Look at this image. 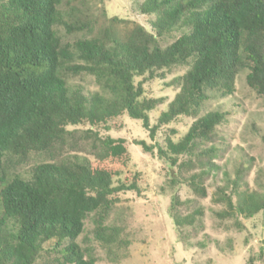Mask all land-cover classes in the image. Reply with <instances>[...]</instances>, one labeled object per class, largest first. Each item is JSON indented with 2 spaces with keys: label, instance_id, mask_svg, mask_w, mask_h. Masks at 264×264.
<instances>
[{
  "label": "trees",
  "instance_id": "trees-1",
  "mask_svg": "<svg viewBox=\"0 0 264 264\" xmlns=\"http://www.w3.org/2000/svg\"><path fill=\"white\" fill-rule=\"evenodd\" d=\"M62 1L0 0V264H95L77 243L93 213L96 243L109 252L123 243L121 232L105 223L121 193H140V177L114 184L132 160L129 143L100 132L121 131L125 114L154 141L162 125L197 118L211 99L234 95L242 72L247 87L264 98V0H145L141 14L155 17L150 32L139 25L120 32L114 19L96 34L89 23L66 21ZM59 26L67 35L89 30L91 36L64 43ZM174 33L180 36L163 47L160 41ZM179 67L189 68L172 82L179 92L151 127L149 114L160 101L141 100L144 85L155 73ZM82 75L94 77L106 95L72 88L69 81ZM228 115L202 116L180 142L157 146L173 186L185 183L197 195L205 193L207 172H183L195 167L199 141ZM79 127L93 139L95 161L72 154L75 131L69 129ZM132 144L145 154L155 149L145 141ZM31 156L46 160L23 175L11 170ZM244 171L218 188L226 206L218 214L222 220L264 212V193L248 188ZM180 204L174 198L170 208L178 232L200 215H181Z\"/></svg>",
  "mask_w": 264,
  "mask_h": 264
},
{
  "label": "rangeland",
  "instance_id": "rangeland-1",
  "mask_svg": "<svg viewBox=\"0 0 264 264\" xmlns=\"http://www.w3.org/2000/svg\"><path fill=\"white\" fill-rule=\"evenodd\" d=\"M144 1L63 0L60 8L70 24L76 21L89 23L90 27L95 28V34L110 26L114 19L117 20L115 28L120 32L125 33L138 25L150 32L155 17L141 14L140 5ZM56 30L64 43L73 44L80 38L91 36L89 30L73 35H67L60 26ZM179 36V33H174L160 43L166 47ZM188 70V67H179L160 71L146 81L141 100L160 101L149 114L151 127L157 125L160 115L167 112L169 104L179 92V85L172 82ZM246 75V72L239 74L234 95L211 99L197 118L179 117L162 125L154 141L140 121L132 120L126 114L120 119L124 124L121 131L100 132L102 138L128 141L132 160L121 176L114 180V184L118 185L126 177L139 174L140 193H121L119 202L107 217L106 226L118 229L121 232L119 239L123 241L113 252L96 243L94 213L87 217L84 232L77 240L85 259L93 258L95 264H248L250 258H254V264H264V212L249 220L242 217L237 221L222 220L218 216L226 210L218 188L234 180L237 170L244 168L242 181L250 190L264 193V145L261 141L264 135V98L247 87ZM140 81L137 79L136 83ZM69 84L86 96L96 93L106 95L92 76L73 78ZM216 111L229 115L207 140L199 141L197 155L191 158L195 167L183 172L185 177L202 170L207 172L202 182L205 193L199 196L185 183L172 185L171 177L164 170L165 164L157 157V146L165 148L169 141L180 142L196 120ZM69 130L75 131V140L71 144L77 149L71 150L72 154L95 161L94 142L85 136L87 129L79 127ZM134 141H145L155 149L152 154H145L140 147L132 144ZM186 159L180 157V161ZM44 160L31 156L25 164L10 168L23 175L31 166ZM174 198L181 202L178 207L181 215L195 216V212L200 211L195 225L185 226L181 232H178L170 216Z\"/></svg>",
  "mask_w": 264,
  "mask_h": 264
}]
</instances>
